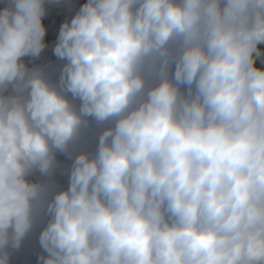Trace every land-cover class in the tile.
<instances>
[{
	"label": "clouds",
	"instance_id": "9594fccd",
	"mask_svg": "<svg viewBox=\"0 0 264 264\" xmlns=\"http://www.w3.org/2000/svg\"><path fill=\"white\" fill-rule=\"evenodd\" d=\"M0 5V264H264V0Z\"/></svg>",
	"mask_w": 264,
	"mask_h": 264
},
{
	"label": "rangeland",
	"instance_id": "374dc122",
	"mask_svg": "<svg viewBox=\"0 0 264 264\" xmlns=\"http://www.w3.org/2000/svg\"><path fill=\"white\" fill-rule=\"evenodd\" d=\"M71 2H74L75 5L65 14L63 13V10L65 8L64 6H53L49 8L47 16L44 18L46 21L48 27L55 31L58 34L59 27L61 23L65 20L70 18V16L73 14L76 8L79 7L80 4L84 2V0H71ZM2 6V5H0ZM52 54V47L47 49V56H50ZM36 62H40L37 60ZM41 63V62H40ZM55 75V74H54ZM95 145V125L93 124L92 127L89 129H86L81 137L80 141V149H86V148H91L94 147ZM58 159L64 163H70V161L67 160V158L63 154L58 155ZM54 179L56 180L57 184L61 187H67L68 183V178L67 175H60L57 174ZM38 232L39 229H37L36 232H34L32 235H30L27 239L32 245H37L36 241H38ZM23 254H30L29 252L26 253L23 249H20L19 251L15 252L13 254V258H23ZM29 258L25 259L24 262H28Z\"/></svg>",
	"mask_w": 264,
	"mask_h": 264
},
{
	"label": "trees",
	"instance_id": "16d2710c",
	"mask_svg": "<svg viewBox=\"0 0 264 264\" xmlns=\"http://www.w3.org/2000/svg\"><path fill=\"white\" fill-rule=\"evenodd\" d=\"M46 28H47V35H46V42L48 43L49 47L48 48H51L52 47V44L53 42L55 41L56 39V36H57V33L53 30H51L46 21L44 20L43 21ZM45 49L44 53L42 54L41 58L39 59V61L42 63V62H47L49 60H52V61H55V57L53 56V53L50 55V56H47V49ZM23 247L30 251L31 253H33L36 257L38 255V252H39V245H32L28 239L25 240L24 244H23Z\"/></svg>",
	"mask_w": 264,
	"mask_h": 264
},
{
	"label": "crops",
	"instance_id": "0c3cea01",
	"mask_svg": "<svg viewBox=\"0 0 264 264\" xmlns=\"http://www.w3.org/2000/svg\"><path fill=\"white\" fill-rule=\"evenodd\" d=\"M74 5H75L74 2H71V5H65L63 13L65 14V12H67L69 10V8L71 9ZM36 63H40V62H36ZM36 243H38V241H36ZM21 249L26 251V253L29 252L30 254H23L24 255L23 258H15V259L12 256V264H37V257L33 253L26 250L23 246L21 247ZM24 258L25 259L29 258V261L25 263Z\"/></svg>",
	"mask_w": 264,
	"mask_h": 264
}]
</instances>
